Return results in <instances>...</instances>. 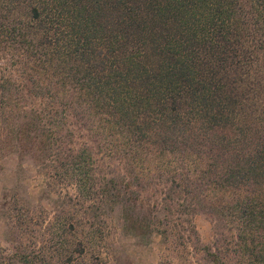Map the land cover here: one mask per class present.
I'll return each mask as SVG.
<instances>
[{
  "label": "trees",
  "instance_id": "obj_1",
  "mask_svg": "<svg viewBox=\"0 0 264 264\" xmlns=\"http://www.w3.org/2000/svg\"><path fill=\"white\" fill-rule=\"evenodd\" d=\"M0 4L14 16L0 22L2 53L31 64L20 92L38 100V154L77 201L97 264L115 210L126 234L160 237L158 264H264V0Z\"/></svg>",
  "mask_w": 264,
  "mask_h": 264
},
{
  "label": "rangeland",
  "instance_id": "obj_2",
  "mask_svg": "<svg viewBox=\"0 0 264 264\" xmlns=\"http://www.w3.org/2000/svg\"><path fill=\"white\" fill-rule=\"evenodd\" d=\"M13 19L0 18V22ZM5 43L0 37V74L11 75L8 77L18 91L12 92L8 104L0 105V249L14 263L20 253L34 264H97L99 249L93 242L85 244L77 201L66 196L64 186L50 185L46 174L49 152L38 154V132L28 124L39 106L25 91L21 94L25 81L20 76L31 64L29 60L27 66L15 63V51L12 59L2 53ZM45 135L41 132L40 137ZM87 142L95 145L93 138ZM193 222L202 244H209L212 230L208 218L198 214ZM122 223L117 210L105 218V264H158L163 253L160 237L126 234Z\"/></svg>",
  "mask_w": 264,
  "mask_h": 264
}]
</instances>
